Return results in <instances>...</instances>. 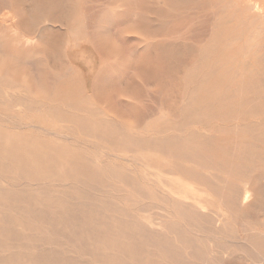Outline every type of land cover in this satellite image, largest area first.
I'll use <instances>...</instances> for the list:
<instances>
[{
  "label": "rangeland",
  "instance_id": "obj_1",
  "mask_svg": "<svg viewBox=\"0 0 264 264\" xmlns=\"http://www.w3.org/2000/svg\"><path fill=\"white\" fill-rule=\"evenodd\" d=\"M221 1L0 0V218L17 219L24 216L34 220L41 215L44 219H53L58 226L62 225L63 233L76 232L92 237L94 234L106 235L96 223L107 221L113 227L110 229L117 230L110 231L111 240L115 236L119 237L120 230L127 221L142 222L145 227L150 220L158 221L162 216L160 213H164L162 209L171 208L164 192L169 189V180L178 177L167 173L173 170V163L148 167L150 161L160 160L163 156L143 151L135 145L128 147L129 152H116L114 135L118 138H131L133 141L159 139L193 143L207 152L213 150L212 153L216 152L220 157L227 156L237 146V149L243 148L248 156H264V55L260 54V58L256 56L257 61H260L251 65L252 70L251 66L248 67L249 64H244L248 62L241 55L244 41L235 42L230 38L237 23L229 17L233 0ZM225 6L227 9L223 11ZM13 28L15 29L12 30ZM33 38L38 40L34 41ZM228 57L230 59L227 60ZM221 64L225 67L222 68ZM229 64L232 69L228 67ZM177 73L180 74L179 77ZM77 85L85 89L80 91ZM163 99L166 102L163 103ZM239 123L242 126H238ZM230 126L232 128H228ZM230 131L235 133L234 136L232 132L229 134ZM235 131L239 133L236 134ZM212 135L216 137L213 138ZM245 141L248 142L246 145ZM231 144L235 147L232 148ZM173 147L166 145L165 151H174ZM46 151L61 157L60 164H64V168L79 170V176L66 179L60 173L54 175V167L47 168L44 164L48 160L41 157L47 154ZM249 160L246 161L248 165L251 163ZM170 161L174 160L168 159L165 162L169 164ZM262 166L256 175L258 190L264 203V164ZM63 167H58L59 172L64 171ZM104 168L108 175L104 173ZM91 172L99 173V178L104 180L103 186L100 183H88V174ZM132 183L139 186L142 197L130 205L121 202L119 196L125 195L122 188L130 190L128 184ZM187 185L191 189L196 187L194 184ZM117 189L121 191L117 192ZM76 191H80V195L70 199V195ZM198 195L212 199L208 200L207 207H213L216 200L213 196L201 192ZM47 201L73 203L70 204L72 210L62 215V208H54L51 212H37L35 217L33 210H38L43 205L41 203L45 204ZM99 201H118L121 206L116 207L115 214L112 210L108 215L93 213L96 208L90 205ZM14 205L19 206L13 208ZM78 207L80 211H76ZM123 207L141 220L127 217L123 221L120 216ZM205 207L206 205L202 206L199 213L191 212L198 222L190 226L185 222L182 224L185 233L194 241L192 253L202 257V260L196 259L191 263L188 259L190 252L183 253L180 245L172 241L171 249L176 254L173 264H205L204 260L210 259L214 260V264H247L248 249L241 253L235 244L244 243L251 233H264V211L259 213L249 209L247 228L243 227L241 221H235L231 217L227 227L218 232L205 218L201 219V213L204 215L208 211ZM93 218L94 224L91 220ZM164 220L167 224L181 221L175 213L164 217ZM28 223L30 227L31 223ZM142 228L139 226V229ZM33 229L28 234L44 235L42 230L41 232L36 227ZM45 232L48 233V238L42 237L47 243L44 247L31 249L32 251L26 248L19 253L23 256L30 254V257L25 258H33L42 255L43 251L48 253L50 247H58L57 244L49 245L55 241L56 231L48 228ZM51 236L55 239L50 238ZM125 240L124 246L130 243L131 248L143 249L141 257L147 254L144 251L146 246L139 245L138 240ZM60 241L67 240L61 238ZM81 248L83 250L70 247L60 249L63 253L56 251L55 257L59 264L111 263H92L91 256L81 253L90 250V246L86 243ZM74 249L81 255L75 254L76 251L70 253ZM232 249H236L237 253L231 254ZM13 252L17 251L5 249L0 256L6 259ZM51 257L50 263L44 255V259L35 264H53L51 262H55V257ZM154 264H162V261Z\"/></svg>",
  "mask_w": 264,
  "mask_h": 264
},
{
  "label": "bare ground",
  "instance_id": "obj_2",
  "mask_svg": "<svg viewBox=\"0 0 264 264\" xmlns=\"http://www.w3.org/2000/svg\"><path fill=\"white\" fill-rule=\"evenodd\" d=\"M214 1H216V0H214ZM210 2H211V0H210ZM221 2H224V0H222ZM227 2H228V0H227ZM233 3L234 4H232V2H231V4L233 6H231L232 11L229 12V17L231 19L233 18L237 23H235V25H234L235 26V29L233 30L234 31L233 34L230 33L231 34V37L230 38L231 39H234L235 42H236V40H242V41H244L243 46H242V54L241 55H243V59L244 60H246V61L248 60V62L247 63H244V64H249L248 65V67H249L251 65H255L256 63H259L260 60L257 61V59L260 58V56H259L260 54L261 55H264V0H233ZM231 4L229 3V5H231ZM216 6H217V3H216ZM226 6H228V5L226 4ZM224 9H227V7L226 8H223L222 10L224 11ZM213 11L214 10H212V12ZM222 13H224V12H222ZM215 15H216V13H215ZM225 16H227V15H225ZM212 17H213V15H212ZM217 18H219V17H217ZM224 18L226 19V17H224ZM214 19H215V17H214ZM68 23H69V21H68ZM211 23H212V21H211ZM80 24L82 25V23H80ZM212 25H213V23H212ZM218 25H219V23H218ZM76 26H78V25H76ZM227 27L228 26H226V28ZM231 27H233V26H231ZM14 29L15 28H13L12 30H14ZM64 29H66V28H64ZM17 30H15V31L17 32ZM18 31L21 32L20 30H18ZM222 31H223V34H224V30H222ZM225 32H227V30ZM21 33L23 35V32H21ZM218 36H220V35H218ZM16 37H18V35ZM35 38H37V37H35ZM35 38H33L32 40H34ZM26 39H28V38H26ZM224 39H226V38H224ZM37 40L38 39H35L34 41H37ZM28 41H31V40H28ZM205 41H204V43H205ZM19 42H20V40H19ZM20 43H19V45H20ZM231 43H232V41H231ZM28 44H30V42ZM25 45H27V44H25ZM236 45H237V43H236ZM233 46L234 45H232V47ZM65 48L67 49V47H65ZM137 48L139 49V47H137ZM143 48H144V46H143ZM235 49H237V48L235 47ZM188 50H190V49H188ZM233 52H235V51H233ZM238 54H240V53H238ZM256 56H259V57L256 58ZM231 57H233V55ZM228 59H230V57H228L227 60ZM261 61H262V59H261ZM240 62H243V61H240ZM221 66H223V65L221 64ZM224 67L225 66H223L222 68H224ZM228 67H231L230 69H232V65L230 66V64H229ZM245 67H247V66L245 65ZM254 68H256V67H254ZM252 69L253 68L251 66V69L250 70H252ZM216 70L217 69H215V71ZM225 70L227 71V69H225ZM217 71H219V70H217ZM253 71H255V70H253ZM60 72H61V70H60ZM228 72H229V70H228ZM91 73H92V69H91ZM244 73H245V71H244ZM90 75L92 76V74H90ZM179 75L180 74H178V77H179ZM241 75L244 76V74H242V73H241ZM229 76H232V75L230 74ZM81 77L82 76H80L79 79H81ZM237 77H239V76L237 75ZM246 77H248V76H246ZM229 78H231V77H229ZM77 79H75V80H77ZM79 79H78V81H80ZM68 80H70V78ZM214 80L216 81V79H214ZM245 80H244V82H245ZM216 83H217V81H216ZM210 84H212V83H210ZM213 84L215 85V83H213ZM222 84H224V83H222ZM247 84H248V82H247ZM237 85H238V82H237ZM215 86H217V85H215ZM215 86H214V88H215ZM227 86H228V83H227ZM77 87H78V85H77ZM206 87L207 86H205V88ZM218 87H220V86H218ZM240 87H242V85H240ZM78 88H79L80 91H82V89H83L82 86H80ZM74 89H75V87H74ZM237 89H238V87H237ZM79 90H77V92H79V94H80V91ZM212 90H214V89H212ZM221 90H219V91H221ZM25 91H27V90H25ZM208 91L210 92V90H208ZM62 92H65V91H62ZM212 93L213 92H211V97H212ZM205 95H207V94H205ZM208 95H209V93H208ZM235 95L236 94H234V96ZM213 96H214V94H213ZM228 96H231V95L228 94ZM24 98L27 99V97H24ZM65 98H66V96H65ZM81 98H84V97H81ZM243 99H242V101H243ZM8 100H10V99H8ZM163 100H162L163 103L166 102L165 99H163ZM236 102H238V101H236ZM81 105H83V104H81ZM84 106H82V107H84ZM233 109H234V107H233ZM258 113H260V112H258ZM216 116H217V114H216ZM241 116H242V114H241ZM222 117L220 119H223ZM220 119H217V121H219ZM226 120L228 121V117H227ZM230 120L231 119H229V121ZM223 121L224 120H222V122ZM48 123H50V122H48ZM66 123H67V121H66ZM214 125H215V123H214ZM238 126H242V125H240V123H239ZM228 128H232V126H230ZM88 131H89V129H88ZM233 131H234V129H233ZM121 132H124V131H121ZM231 132L232 131H230L229 134ZM125 133H127V131H125ZM237 133H239V132H236V134ZM234 134L235 133H233V136H234ZM131 136H133V134ZM113 137H114V143H115V147H116L115 151L116 152H119V153L129 152L128 151L129 148L131 146H134L135 145L136 147L141 148L143 151L146 150V151H149V152H156L158 154H161V156H163L160 160H152V161H150L148 163V167L149 166H156L157 167V165L160 166L161 163L164 166H166V165L168 166V165H170V163H173L171 165V166H173V170H170L167 173L170 174V175H172V176L173 175H177L178 177L175 180L174 179H170L169 180V182L167 184V186H169V189H165V192H164V197H165L166 201L171 204V208L168 209V210L162 209L164 213L163 214L160 213V215H162V216H161V218H159L158 221H154V219H153V221L150 220V223L147 226L149 229H147V227H145L144 225H142V222H135V223L134 222H129L128 223V221H127V223L122 226V228L120 230V233H119V237L118 236H115V238L114 239L112 238V240H111L110 231L114 232L116 229H114V230L113 229H110L112 226H110V223H108L107 221H106V223L104 221H102L101 224L96 223L97 227H99V229L102 228L105 231L106 235H104V234L103 235H101V234H97V235L94 234V236L92 237L91 235L85 236L84 234H80V233L78 234L76 232H74L73 234L72 233H63V232H61L63 230V228H62L63 226L62 225H61L62 227L61 226H58V225H56V223L54 224L55 221L53 219H44V218L41 217V215L40 216H37L36 213L38 212L39 214H42V212H46L47 210H50L48 212H51V210L54 209V208H62V215H65L67 212H70L72 210V208H70V204H73V203H70V202H60V203L58 202V203H54L52 201H47L44 204V202H42L41 204H43V205H41V207L38 208V210H33L34 213L36 214V215L34 214L35 217L37 216V218H34V220L26 219V217H24V216L21 217V218H17V219L0 218V224H1L0 225V253H2L5 249L10 250V251L11 250H16L17 251V252H13V255L11 254L12 256H10L9 258H6L5 257L6 259H3L0 256V264H28V263L35 264V263H40L42 261V258L44 259V255L47 257V262L50 263V260L52 259L51 256H54L55 257V255H56L55 252L56 251H60V252L63 253V250L64 249H67L68 247H70V248H76V249L79 248V249L83 250L81 247H82V245H85L86 243H87V245L90 246V250L88 249L87 252L84 253L82 251L81 253H82V255H89V256H91L92 257V260H91L92 263L93 262H96V261L103 263L105 261V262H111L109 264H129V262H132V263H135V264H154V263H157L159 261H162V264L163 263L164 264L165 263L173 264V262L176 259V254L171 249L172 248V241H174L175 244H179L180 245V249L182 250L183 253L185 252L186 254H188L190 252V255H189L188 259H189V261L191 263H193L194 262L193 260H196V259L199 260V261H201L202 260V257H200L198 255H194V253H192L193 247H194V241L192 240V238L190 237V235H188V233H185V231L183 230V225L182 224L185 222L187 225L190 226V224L192 225L195 222H198V220L193 216V214L191 212H193V213H195V212L196 213H199V211H201L200 208H202V206L203 207H204V205H206V207L209 206L208 200H210V199L205 198V197H199V195H198L199 192H201L202 194L207 195V196L208 195H211V196L214 197V199H216L214 201V203H213L215 205H213L211 203L213 207H210V208L207 207L208 208L207 213L204 212L205 217L202 214L203 212L202 213L200 212V213H201V217H203L201 219H204L205 218L206 222H208L210 226L211 225L214 226L218 232H220L221 230H223V229H225L227 227L229 220H231V217H233L235 219V221H241L242 224H243V227L247 228L248 227L247 223H249V215H248L247 211H249V209L252 210V211L253 210L259 211V213L260 212L262 213L264 211V203L262 202L261 192L258 190V176L256 175V172L258 173V171L263 167L262 166L264 164V156L263 155L253 154L252 153L253 154L252 156H248L249 154H246V152H244V150H242L243 148L240 149L241 148L240 147L239 149H237L238 148V146H237V148L236 149L234 148L233 151L231 153H228L227 156L220 157V156H218V154L216 152H213L212 153L213 150H211V152L210 151L207 152V151H205V149L203 147L198 146L196 144L193 145V143L192 144L191 143H185V142H182V141L166 142L164 140H159V139H155L154 140L152 138H151L152 140H144V139L142 140V139H140L138 141H135V140L133 141V140H131V138L129 139V138L124 137V136H120L118 138V137H115V135H114ZM154 137H155V135H154ZM212 137L214 138L216 136H213L212 135ZM219 137H217V138H219ZM231 137H232V135H231ZM236 137H239V136L237 135ZM217 138H216V140H217ZM234 138H233V140H234ZM244 138H243V140H244ZM221 139H222V137H221ZM230 139L231 138H229V140ZM223 140L225 141V139H223ZM237 140H238V138H237ZM232 141H231V143H232ZM235 141H236V139H235ZM229 142L230 141H228V143ZM246 142L247 141H245V145L248 143V142L247 143ZM242 143H244V142H242ZM166 145H168V146H170V145L171 146H174L173 148L175 150L174 151L171 150V152L167 153L165 151ZM232 145L233 144H231V146ZM237 145H239V144L237 143ZM227 146H228V144H227ZM247 146H249V144ZM233 147H235V146H232V148ZM258 147H260V146L258 145ZM45 153H47V154L41 156V157H43V160H48V162H46V164H44V165H46L47 168L54 167V169L52 171V173L54 175L57 174V173H60V174L63 175V178H66V179L67 178H71V177L79 176V174H78L79 173V170H77L75 168L72 169L70 166H69L70 168L66 169V168L63 167L64 164L63 165L60 164L61 163V160H62L61 157L55 156V154L53 152L50 153V151H46ZM137 153H136V155H137ZM116 158H118V157H116ZM168 159H172L174 161L173 162L170 161L169 164H168V163L165 162ZM247 160H249L251 162L250 165L246 164V161ZM69 162H71V161H69ZM128 162H130V161H128ZM60 165L63 167L64 171H60L59 172L58 167H61ZM148 167H146V168H148ZM150 169L152 170V167ZM104 170H105L104 173L106 175H108L109 173L106 170V168H104ZM16 172H17V170H16ZM12 173H13V171H12ZM6 177H8V176H6ZM37 180H38V178H37ZM87 181L90 184L100 183L101 186H103V183H104L103 182L104 180H102V179L99 178V173L98 172H91V173H89L88 174ZM183 182L186 185H184ZM187 183L194 184V185H196V187H194V188L191 189V186H190V188H187V186L189 187V185H187ZM105 186H107V185H105ZM90 187H88V188H90ZM138 187L139 186H137L134 183L128 184V188H130V190H127V189H125V187H123L122 190L125 191L124 193H126V194L119 196L120 201L123 202V203H129L130 205H132L134 202H137L138 199L140 197H142V192H141L140 189H138ZM115 188H116V186H115ZM151 190H152V188H151ZM116 191L118 192V191H121V190L117 189ZM197 192H198V194H197ZM196 194H197V196H196ZM78 195H80V191H78V192L76 191L75 193H72L70 195V199H71V197L74 199ZM154 199H155V197H154ZM210 201H212V199ZM141 202H143V200ZM84 204H86V203H84ZM118 205L121 206L118 203V201H116V203L115 202H110V201H99L98 203H95V204L90 205V206L96 208V211H92L93 213H95V212H101V214L104 213V214H107L108 215L109 211H111V210L115 214L116 213L115 211L117 209L116 207H118ZM16 206H19V205H14L13 208H15ZM86 206L88 207L87 204H86ZM80 210H81L80 207H78V209H76V211H80ZM171 213H175L176 216H178V219H181V221H179V222H177V221L176 222L175 221L174 222H170L169 221L170 224H167V222L164 220V217H168L169 215H171ZM118 214H120V212H118ZM120 216L122 217V220L124 218H127V217L128 218H132L133 220H135V219H137L138 221L141 220L140 217H139L140 218L139 219L138 216H135L133 212H130V210L127 209V208L125 209V207H123V211H122V214ZM198 217H200V216L198 215ZM91 220H92V223L94 224L95 223L94 222V218L91 219ZM28 222L31 223V226L30 227H28L29 226V223ZM41 222H44V223H41ZM38 224H40V225L38 226ZM139 226L140 227H143V228L142 229H139ZM231 226H232V224H231ZM33 227H36L37 230H40V231L42 230L43 232L42 231L41 232L44 235L40 236V234H38V235L37 234H35V235L34 234H28V232L34 231ZM91 227H93V226H91ZM48 228L51 231L52 230H55L56 231V236H54L56 239L53 236H51L50 238H54L55 241L54 242L51 241L52 243L50 242L51 244H49V245L50 246H56V244H57L58 247H56V248L50 247V250L48 249L49 250L48 253L47 252L45 253L43 251L42 255L39 254V256H34L33 258H29L30 257V254L29 253H27L29 255L26 254L27 256H29L28 258H25L27 256H23L22 254H20L22 252V249H26L27 248V249H30L31 250V249H39L40 247H44V245L47 244V243L44 242V239H42V237L43 236H44V238L46 237V235L48 233L45 234L46 233L45 230H48ZM46 238H48V237H46ZM61 238H65L67 241H65V242L64 241H60ZM125 239H128L129 241H131L133 239H136V240H138V242H140L139 245H143L144 244L146 246V248H144V251H146L147 254H145L144 257H141L142 256L143 249H140L138 247L137 248H135V247H132L131 248V244L130 243H129L130 245L128 244V245H125L124 246V242L126 241ZM59 241H60V244H59ZM85 241H86V243H85ZM235 246L237 247L238 251H240L241 253L242 252H245V249H248V252L247 253L249 254V259L248 258L246 259L247 264H264V233H262V232L251 233L245 239V242L244 243H240V245L239 244H235ZM198 247H200V246H197V248ZM60 249H63V250L61 251ZM20 250H21V252H20ZM221 250H222V248H221ZM65 251H64V253H65ZM75 251L76 250L74 249L70 253H72V252L75 253ZM104 251L105 252H108L109 254L104 253ZM231 251H232L231 254H236L237 253V250L236 249L235 250L232 249ZM249 251H250V253H249ZM23 253H24V251H23ZM81 253L78 252V251H76L75 254L81 255ZM31 256H33V255H31ZM66 258H68V257L66 256ZM99 258H100V260H98ZM81 260H80V262H81ZM54 261L55 262H51V263H53V264H59L58 263L59 260H57L56 257L54 258ZM67 263H68V261H67ZM204 263L205 264H214V260H212V259H210V260H204ZM61 264H65V262H62ZM87 264H88V262H87Z\"/></svg>",
  "mask_w": 264,
  "mask_h": 264
}]
</instances>
